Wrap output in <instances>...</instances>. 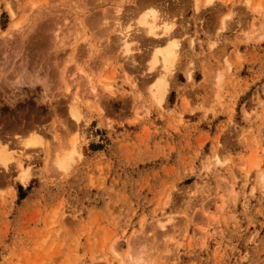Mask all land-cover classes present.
<instances>
[{
    "label": "rangeland",
    "instance_id": "1",
    "mask_svg": "<svg viewBox=\"0 0 264 264\" xmlns=\"http://www.w3.org/2000/svg\"><path fill=\"white\" fill-rule=\"evenodd\" d=\"M207 2L0 0V264H264V0Z\"/></svg>",
    "mask_w": 264,
    "mask_h": 264
},
{
    "label": "bare ground",
    "instance_id": "2",
    "mask_svg": "<svg viewBox=\"0 0 264 264\" xmlns=\"http://www.w3.org/2000/svg\"><path fill=\"white\" fill-rule=\"evenodd\" d=\"M208 2H207V4L208 3H210V2H212V0H207ZM247 4H250V0H247ZM212 5V4H211ZM205 9V8H204ZM207 9V8H206ZM22 15V14H21ZM139 22H140V24L143 26V28L145 29L144 31H146L147 32V34H150V35H156L157 34V28L159 27L158 26V24H157V20H158V16H157V13H156V11L154 10V9H147V10H145L144 11V13L142 14V16H141V18L139 17ZM14 21H16V19L14 20ZM18 26V20L16 21V22H13L10 26H9V28H7V30L5 31V35H10L11 34V32H13V30L15 29V31L19 28V26ZM17 28V29H16ZM162 29V28H161ZM162 30H164V32H166V33H171L170 31L172 30L171 29V27L170 26H168V25H165V27L162 29ZM19 33V32H18ZM6 37V36H5ZM5 37H4V39H5ZM6 40H7V37H6ZM13 40V39H12ZM8 42L10 41V40H7ZM6 45H8V44H5V46ZM122 45H123V53H124V55L127 57V56H129L128 54L130 53V48H129V46L127 45V41L125 40V41H123V43H122ZM8 47V46H7ZM178 48H179V43L178 42H171L170 43V45H168L166 48H164V49H159L158 50V48L156 49V56H155V59H156V62H162L161 63V67L163 68V71H164V73L163 74H165L164 76H162L160 79H159V81L157 82V84L155 85L156 86V88H157V90H159V91H162V100H163V95L165 94V90H167V85H168V80L166 79V73L168 72V70H169V68H170V66H172L173 64H174V62L176 61V59H177V53H178ZM1 50V49H0ZM5 50V49H4ZM5 51H7V50H5ZM4 52V51H3ZM9 52V51H8ZM19 52V51H18ZM1 53V52H0ZM5 53V52H4ZM154 54V53H153ZM3 56L5 57V54H3ZM154 56V55H153ZM6 58V57H5ZM157 60H160V61H157ZM5 61V60H4ZM3 66V65H2ZM20 67V66H19ZM160 67V68H161ZM1 69H2V67H0ZM21 68V67H20ZM162 68L159 70V72L162 70ZM16 70H18L19 71V69L18 68H16ZM22 70H23V68H22ZM21 70V71H22ZM24 70H26V69H24ZM162 71V72H163ZM3 72V71H2ZM1 72V73H2ZM26 72H27V70H26ZM25 74V71L23 72L22 71V75H24ZM30 73V72H29ZM1 75V74H0ZM30 75V74H29ZM35 75V74H34ZM21 76V75H20ZM33 76V75H32ZM38 76V75H37ZM24 77H25V75H24ZM28 77V76H27ZM20 78H22V80H23V82H24V78L23 77H20ZM18 79V78H17ZM31 79V78H30ZM32 79H33V77H32ZM45 79V78H44ZM43 79V82H45V80ZM19 80V79H18ZM36 80V79H35ZM37 80H39V79H37ZM1 81V80H0ZM25 81H26V78H25ZM29 81V80H28ZM32 81V80H31ZM40 81V80H39ZM41 81H42V79H41ZM20 82V81H19ZM18 82V83H19ZM22 82V81H21ZM43 82H41L42 84H43ZM26 83V82H25ZM15 84V83H14ZM24 84V83H23ZM32 85V84H31ZM46 85V84H45ZM16 86V85H15ZM33 86V85H32ZM1 87V86H0ZM13 87V86H12ZM16 88V87H15ZM105 89H106V91H109L111 88H110V86H108V85H106L105 86ZM95 92V91H94ZM112 92V91H111ZM95 94V93H94ZM93 94V95H94ZM110 94V93H109ZM156 94V93H155ZM77 96V95H76ZM94 96H97V95H94ZM157 96H158V94H157ZM159 97V96H158ZM79 98V96H77V99ZM17 99V96H16V98H15V100ZM75 99H76V97H75ZM13 100V99H12ZM158 100H160L161 101V97L160 98H158ZM12 105V104H11ZM15 110V109H14ZM16 112H17V110H16ZM15 112V113H16ZM71 112H72V114L75 116V117H78L79 116V114H78V112H77V108H71ZM14 113V112H13ZM23 113V112H22ZM17 114V113H16ZM19 114V113H18ZM4 117V116H3ZM24 117H25V115H24ZM2 119V118H1ZM7 120V119H6ZM9 120V119H8ZM1 123H2V121H1ZM16 123V122H15ZM19 125H20V123H18ZM15 125H17V124H15ZM12 127H14V126H12ZM2 128H3V126H2ZM16 128H17V126H16ZM25 128V127H24ZM38 128V127H37ZM36 128V129H37ZM11 129V128H10ZM27 129V128H26ZM28 130V129H27ZM16 131V130H15ZM30 131V130H29ZM36 131V130H35ZM14 132V131H13ZM18 132V131H17ZM28 132V131H27ZM23 133V132H22ZM7 134V133H6ZM8 134H10V133H8ZM20 134V133H19ZM29 134V133H28ZM31 134V133H30ZM0 135H2V133H0ZM12 135V134H11ZM10 135V136H11ZM32 135H33V137H32ZM32 135H29V136H26L25 137V135H24V138H27V139H22L23 137H20L19 139L20 140H16V141H18L19 142V144H20V142L24 145V146H32V145H35V144H37L38 143V138H37V136H35L36 134H32ZM6 136V135H5ZM9 136V138H8V136H7V140L8 139H10V138H12V137H10ZM14 136V135H13ZM29 137V138H28ZM3 138V137H2ZM5 138V137H4ZM0 139H1V137H0ZM3 140V139H2ZM5 140V139H4ZM7 140H5V141H7ZM22 140V141H21ZM261 141V140H260ZM8 142V141H7ZM10 142V141H9ZM262 142V141H261ZM12 143V142H11ZM10 143V144H11ZM18 144V143H17ZM1 145H2V143H0V162H3L4 164H6V161H7V157H6V150H5V148L4 147H1ZM9 145V144H8ZM68 145V144H67ZM20 146V145H19ZM10 147H8V149H9ZM8 151V150H7ZM80 152H79V150H78V147H77V142H76V140H72L71 142H70V145H68V147L66 146V149L64 150H62L61 149V151H58L57 149H56V151L54 152V153H52L53 155V157L52 156H50L51 158H53L51 161L53 162V165L57 168V170H58V168L61 170V169H66V168H68L69 167V165L71 164V162L74 160V157H75V155H77V154H79ZM10 153H8V155H9ZM216 156V155H215ZM217 158V157H216ZM216 160V159H215ZM217 162H219V161H217ZM221 163V162H220ZM223 163V162H222ZM21 167H22V165H20ZM55 168V169H56ZM20 179H21V181L23 182V183H27V181L29 180V175H28V169H21V171H20ZM261 180L262 181H264V174H262L261 175ZM170 218V217H169ZM171 219V218H170ZM169 219V220H170ZM164 224V223H163ZM165 225V224H164ZM164 227V226H163ZM165 228V227H164ZM134 264H143V261L141 262L139 259H138V262H136V263H134Z\"/></svg>",
    "mask_w": 264,
    "mask_h": 264
}]
</instances>
